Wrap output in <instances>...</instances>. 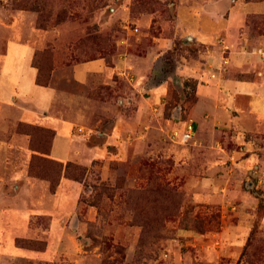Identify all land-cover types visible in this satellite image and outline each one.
Here are the masks:
<instances>
[{
    "label": "rangeland",
    "instance_id": "1",
    "mask_svg": "<svg viewBox=\"0 0 264 264\" xmlns=\"http://www.w3.org/2000/svg\"><path fill=\"white\" fill-rule=\"evenodd\" d=\"M28 1L24 6L25 2L0 0V52L8 39L34 47L32 66L40 71L43 82L58 93L50 113L73 121L75 129L91 130L90 144L103 142L105 137L99 139L96 133L110 134L118 116L129 119L127 123L135 129L132 135L127 132L131 139L124 138L121 153L108 148L119 160L106 162L105 173L101 161L90 169L85 167L88 172L80 182L83 191L78 214L72 215L73 227L68 229L73 228V232L62 237L68 246L50 262L36 264H264L261 90L251 93L261 131L238 134L235 129L229 131L219 125L215 136H208L210 131L205 129L197 135L196 143L180 146L171 142L167 134L172 127L180 129V121L194 120L189 108L197 100L199 81L179 78L174 70L191 58L201 59L199 52L206 49L205 45L187 42L179 31L176 35L166 33L174 37L172 48L154 56L155 65L154 60L146 65L148 82L168 83L166 105L161 114L148 115L147 119L140 115L136 122L141 95L126 79L114 76L107 81L95 77L89 85L81 86L71 78L73 65L83 61L104 58L111 65L119 55L147 57L152 52V37L162 31L157 21L139 24L141 20H137L142 15H154L158 18L155 20L169 17L172 21V12L183 0ZM228 2L225 18L239 5L252 3L256 8L238 18L243 24L234 47L229 46L227 36L219 37L223 56L229 59V51L244 47L255 59L249 72H230L229 67L222 70V77L262 82L264 90V0ZM134 30L137 37L130 34ZM219 88L223 95V88ZM245 121L249 123L247 118ZM30 125L12 124L11 133L26 140L28 176L31 173L29 177L47 182L50 190L57 170L51 173L37 168L43 160L48 163L57 161L56 156L63 157L66 139L59 134L52 142L56 152L52 153L51 146L45 158L50 140L43 138L45 134L41 140L40 132L31 131L33 126H42ZM39 143L38 149L35 145ZM34 162L37 168L30 169ZM50 177L53 179L48 180ZM86 205L95 207L94 222L84 219ZM28 213L31 230L26 237L18 238L25 242L20 248L42 251L39 243L46 247L51 218L37 215V210ZM54 228L53 234L57 235L58 225L54 224ZM27 240L33 241L31 246L26 245L30 242Z\"/></svg>",
    "mask_w": 264,
    "mask_h": 264
},
{
    "label": "crops",
    "instance_id": "2",
    "mask_svg": "<svg viewBox=\"0 0 264 264\" xmlns=\"http://www.w3.org/2000/svg\"><path fill=\"white\" fill-rule=\"evenodd\" d=\"M229 7L228 0H183L181 5L176 6V12H172V21L169 17L159 21L155 20L158 18L154 15H142L137 20H141L139 24H151L154 20L162 31L159 36L152 37V52L147 57L119 55L112 60L111 65L104 58L76 63L71 70L72 81L77 85L87 86L95 77L107 81L114 76L124 78L141 95L135 122L140 115L141 119H147L148 115L152 117L161 114L167 102L168 83L148 82L146 65H150L153 60L152 65H155L157 59L154 56L172 48L174 37L166 36V33L174 32L176 35L179 31L178 34L184 35L183 39H190L187 42L195 41L206 48L199 52L202 57L200 60L191 58L190 61L178 64L174 70L179 78L199 81L196 88L197 100L189 108L194 119L196 137L205 129L210 131L208 136H215L219 125H225L229 131L235 129L238 134L254 135L262 130V123L259 122V113L251 105L254 100L251 93L261 90L264 95L262 82L236 80L230 75L222 77V70L229 67L230 72H249L254 55L241 47L232 53L229 51V63L223 65L222 59L225 56L218 40L221 35H225L229 46L234 47L239 28L243 24V20L238 18L244 13L253 12L256 6L252 3L239 5L231 9L228 18H225L224 14ZM136 33L137 30L130 32L132 36H136ZM2 34L0 29V38ZM122 43L125 44L124 41ZM34 52L32 45L14 39H8L4 50L0 52V264H36L43 260L50 262L58 257L62 253L59 251L68 246L62 237L64 233L73 232V228L68 229L69 226L73 227L71 218L74 213L78 214L80 194L83 191L81 183L62 178L55 193H51L47 182L29 177L26 140L11 133L12 124L23 122L53 130L54 141L59 134L66 139L63 150L65 155L56 156L57 161L72 162L89 169L101 161L103 173L107 171L106 162L119 160L118 155L108 148H116L117 153H121L126 144L124 138L129 141L135 130L127 123L129 119L118 116L110 134L96 133L99 139L105 137L103 142L90 144L91 130L86 132L82 127L75 129L77 124L73 121L52 115L50 112L58 93L50 86L36 84L37 70L32 66ZM212 74L216 77L212 78ZM219 87L223 88V95L219 94ZM230 111L236 114L230 116ZM246 118L250 124L245 121ZM186 120L180 121V129L184 127ZM176 129L172 127L168 132ZM54 152L56 150L52 146V153ZM250 159L253 160L252 154ZM31 210L39 211L37 215L51 218L49 237H46V247L42 251L23 249L15 243L16 239L26 237L31 230V214L28 213ZM84 219L88 222L96 220L94 206L86 205ZM54 224L55 227L58 225L57 235L53 234Z\"/></svg>",
    "mask_w": 264,
    "mask_h": 264
},
{
    "label": "trees",
    "instance_id": "3",
    "mask_svg": "<svg viewBox=\"0 0 264 264\" xmlns=\"http://www.w3.org/2000/svg\"><path fill=\"white\" fill-rule=\"evenodd\" d=\"M16 1L17 2L20 1V3L25 2L24 6L26 5L27 2H30L28 0H16ZM42 79H44L42 77V74L40 73V71L37 70V75H36V80H35L36 84L39 85V86L46 87L47 86V82L46 81L43 82ZM21 123H23V122H21ZM37 128H39V129H36V127L33 126V128H32L33 130H31V131L40 132L41 133V140H42L43 134H45L43 136V138L46 136L50 140V149L48 150V155H47V153H44V155H47V156H44L46 158V157H48L50 155L52 142H53V139L55 137V132L53 130H50V129H47V128H43V127H37ZM41 143H39V144H37L35 146H37L38 149H39ZM40 151H45V150H40ZM43 161H41L42 163L40 164L39 168L36 167L35 162L32 163V166L30 167V169H33L35 167V168H37V169H39L41 171H48V172L51 171V173H54V170H57V175H56L57 178H56V180L54 182H50V192L51 193H55V191H56V189H57V187H58V185H59V183H60L62 178H66V179H69V180L77 181V182L80 183V182H82L84 180V178H85V176H86V174L88 172V169H86L85 167H83L81 165H78V164H75V163H72V162L62 163L60 161L52 160L51 162H48L49 163L48 164V163H44ZM29 176H31V173L29 174ZM33 176H35V175H33ZM35 178H37V176H35ZM49 179L51 180V179H53V177L48 178V180ZM27 241H30V242H28V244H26V245L31 246V243L33 241H31V240H27ZM15 243H16V245L18 247H23V245L25 244L24 240H22V239L16 240ZM39 245H40L39 250H44L45 244L44 243L43 244L39 243Z\"/></svg>",
    "mask_w": 264,
    "mask_h": 264
},
{
    "label": "built area",
    "instance_id": "4",
    "mask_svg": "<svg viewBox=\"0 0 264 264\" xmlns=\"http://www.w3.org/2000/svg\"><path fill=\"white\" fill-rule=\"evenodd\" d=\"M221 41V40H218ZM221 43V42H219ZM225 50L228 49L227 47L224 48ZM227 57H223L222 62L225 65L228 60ZM212 78H215L216 75L212 74ZM169 140L173 143L187 145L191 143H196V132L194 128V121L192 119H187L185 125L180 130H172L167 134Z\"/></svg>",
    "mask_w": 264,
    "mask_h": 264
},
{
    "label": "water",
    "instance_id": "5",
    "mask_svg": "<svg viewBox=\"0 0 264 264\" xmlns=\"http://www.w3.org/2000/svg\"><path fill=\"white\" fill-rule=\"evenodd\" d=\"M187 40L189 41L190 39L188 38Z\"/></svg>",
    "mask_w": 264,
    "mask_h": 264
}]
</instances>
